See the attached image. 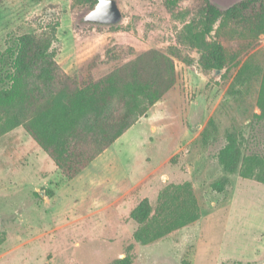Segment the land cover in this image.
Here are the masks:
<instances>
[{
	"label": "rangeland",
	"instance_id": "obj_1",
	"mask_svg": "<svg viewBox=\"0 0 264 264\" xmlns=\"http://www.w3.org/2000/svg\"><path fill=\"white\" fill-rule=\"evenodd\" d=\"M116 1L122 22L102 30L82 23L78 0L0 5V53L17 37L58 24L56 61L80 84L152 49L183 55L162 100L74 180L0 112V264H264V119L257 118L264 33L216 23L206 39L225 49L218 70L197 38L200 0H184L174 13L163 0ZM211 1L226 9L242 0ZM114 45L134 52L96 62ZM230 136L238 154L226 170L220 154ZM179 186L192 189L201 219L140 246L131 212L147 198L160 213L166 190L167 198L186 197Z\"/></svg>",
	"mask_w": 264,
	"mask_h": 264
},
{
	"label": "trees",
	"instance_id": "obj_2",
	"mask_svg": "<svg viewBox=\"0 0 264 264\" xmlns=\"http://www.w3.org/2000/svg\"><path fill=\"white\" fill-rule=\"evenodd\" d=\"M5 1L0 0V5ZM78 1L84 8L83 16L98 3V0ZM183 1L163 0L172 13ZM200 2L198 23L194 25L199 29L197 38L203 46V58L209 66L222 70L226 65L225 49L217 41H207V36L218 22L221 27L242 26L252 33L263 34L264 0H242L226 9L211 0ZM57 26H49L43 33L19 36L0 53L3 69L0 112L10 116L7 122L10 129L22 126L61 174L74 180L162 100L176 83L175 60H183V55L176 49H170L168 54L152 49L101 79L80 84L77 78L68 77L56 61L53 45ZM133 52L132 47L114 45L104 57L98 56L96 62L118 58L117 53L124 58ZM259 106L262 113L257 118L263 120L264 83ZM228 140L230 144L220 154L226 170L232 166L233 155L238 154L236 140L232 136ZM173 188L181 195L184 191L186 197L178 194L173 199L167 198L166 190L159 198L160 213L153 212L147 198L131 212V219L139 226L133 238L140 246L201 219L192 189Z\"/></svg>",
	"mask_w": 264,
	"mask_h": 264
},
{
	"label": "water",
	"instance_id": "obj_3",
	"mask_svg": "<svg viewBox=\"0 0 264 264\" xmlns=\"http://www.w3.org/2000/svg\"><path fill=\"white\" fill-rule=\"evenodd\" d=\"M123 14L116 0H98L95 8L87 13L82 23L112 27L122 22Z\"/></svg>",
	"mask_w": 264,
	"mask_h": 264
}]
</instances>
